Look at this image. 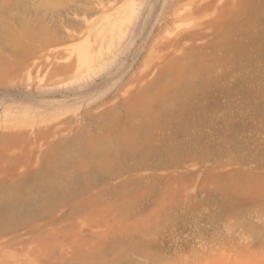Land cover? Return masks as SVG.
Listing matches in <instances>:
<instances>
[{
  "label": "rangeland",
  "instance_id": "1",
  "mask_svg": "<svg viewBox=\"0 0 264 264\" xmlns=\"http://www.w3.org/2000/svg\"><path fill=\"white\" fill-rule=\"evenodd\" d=\"M0 264H264V0H0Z\"/></svg>",
  "mask_w": 264,
  "mask_h": 264
},
{
  "label": "bare ground",
  "instance_id": "2",
  "mask_svg": "<svg viewBox=\"0 0 264 264\" xmlns=\"http://www.w3.org/2000/svg\"><path fill=\"white\" fill-rule=\"evenodd\" d=\"M3 67V66H2ZM10 201V200H9ZM6 202H8V201H6Z\"/></svg>",
  "mask_w": 264,
  "mask_h": 264
}]
</instances>
